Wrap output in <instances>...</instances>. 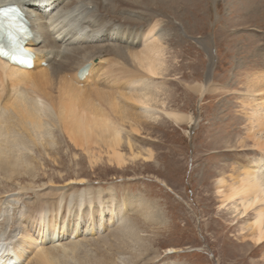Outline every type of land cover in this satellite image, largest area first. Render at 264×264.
Wrapping results in <instances>:
<instances>
[{
	"label": "bare ground",
	"instance_id": "1",
	"mask_svg": "<svg viewBox=\"0 0 264 264\" xmlns=\"http://www.w3.org/2000/svg\"><path fill=\"white\" fill-rule=\"evenodd\" d=\"M169 2L175 5L178 0ZM169 2L164 0L162 4ZM259 2L262 1L247 0L243 11L264 12V4ZM136 3L128 7L123 6L122 0H0V8L17 7L26 17L30 31L27 47L35 53L31 69L18 68L0 59V185L9 189L17 184L24 187L26 194H32L34 187L49 184L31 201L11 194L0 197V264H150L160 259L156 252L152 256L145 254L151 251L149 244L141 240L143 236L128 218L121 219L128 207L115 203L111 191L104 195L101 187L95 191L87 187L74 192L63 203L64 216L55 215L48 220L46 212H54L50 208L55 206L58 212L59 197L63 199L64 194L52 192L58 195L53 198L49 189L56 181L50 179L38 184L41 180L36 178L45 163L39 161L43 156L40 153L54 150L53 146L59 143L58 130L68 135L77 147H86L92 163L102 157L95 152V145L103 143L109 150L100 152L104 151L111 163L123 167L128 164L126 154L120 150L124 143V124L139 133L144 121H156L163 115L175 123L196 122L190 114L165 107L161 96L168 86L155 80L165 77L169 70L166 33L155 19L162 15L155 9L160 6L150 8ZM255 54L260 60L250 59L254 70L248 75L246 90L241 92L246 102L252 103L251 111L245 110L247 131L236 146L240 151L256 150L264 155V48ZM214 65L213 60L206 83L191 87L201 97L220 90L212 80ZM84 70L88 74L81 79ZM92 94L106 100L110 110L102 106L87 107V95ZM128 144L132 149L131 140ZM141 155L133 153L131 158L149 161L153 152ZM239 156L233 161L240 162ZM235 167L228 177H225L227 166L221 168L222 175L216 182L222 197L219 208L233 217L234 225L241 222L239 234L244 239L262 246L264 157L248 164L240 162ZM26 178L30 182L25 186ZM70 181L72 185L85 182L83 178ZM93 203L101 217L99 224L90 220L87 224L83 220L85 205L89 206L88 218H94L90 210ZM140 208L149 214V204L141 203ZM36 212L39 217L34 222L44 227L42 233L26 225L29 218L24 217ZM107 215L110 216L106 218V226ZM148 220L163 223L161 215ZM118 221L121 225L119 229H112V238H102V243L95 247L76 240L77 235H102L104 226L111 227ZM20 234L23 238L18 239ZM39 238L45 240V245L34 249ZM56 238L59 242L62 240L61 246L49 245Z\"/></svg>",
	"mask_w": 264,
	"mask_h": 264
},
{
	"label": "rangeland",
	"instance_id": "2",
	"mask_svg": "<svg viewBox=\"0 0 264 264\" xmlns=\"http://www.w3.org/2000/svg\"><path fill=\"white\" fill-rule=\"evenodd\" d=\"M162 1L122 0L123 6L135 5L136 2L139 6L143 4L150 8L160 6L155 9L162 15L155 19L166 33L169 70L165 77L155 80L168 86L161 96L165 107L170 111L190 114L196 122L175 123L163 115L156 121H144L139 133L133 132L131 125L124 124V143L120 150L126 154L128 164L123 167L109 161L104 152L109 148L103 143L95 145V152L102 157L97 163H92L86 155V147H77L68 135L58 130L59 143L53 146L54 150L37 152V155H43L42 158L41 155L37 157L39 161L45 162L36 177L41 180L38 184L53 179L56 182L50 185L51 196H58L52 195V192H58L59 196L64 194L63 199L59 197V213L56 206L50 208L54 212H46L47 218L64 216L66 208L63 203H67L70 194L87 187L94 191L101 187L104 195L111 191L115 203L128 207L121 219L128 218L136 232L143 236L141 240L149 244L151 251L145 254H159L160 259L150 264H264V244L255 245L239 234L241 222L234 225L233 217L219 208L222 197L216 188L224 165L227 166L225 177H228L233 172L232 167L238 168V163L248 164L260 156L264 157L262 152L240 151L241 148L236 146L247 131L245 110L251 111L252 103L246 102L241 92L246 90L248 75L254 70L250 62L260 60L255 53L264 48V12L243 11L247 0H178L175 5H171L170 0L168 5L162 4ZM255 1L264 4V0ZM117 5L121 7L119 1ZM213 60L212 80L216 81L220 90L207 92L201 97L191 87L206 83ZM150 88L156 89L155 86ZM86 100L87 107L102 106L110 110L100 95H87ZM129 140L133 143L132 149ZM150 151L153 157L149 161L131 158L133 153L148 156ZM33 153L36 154L35 151ZM238 155L240 162L237 163L233 159ZM76 178H83L85 182L72 185L70 180ZM23 181L24 185L30 182L28 178ZM47 184L34 187L33 193L28 195L23 186L14 184L15 188L8 189L0 185V197L7 198L11 194L31 201L37 192L44 191ZM141 203L150 205L149 214L141 210ZM95 205L93 203V208H90L94 218H88L86 211L89 206H83V220L87 224L89 220L100 223L101 217ZM159 215L163 217L162 224L148 220ZM27 216L24 217L29 218L26 225L42 233L44 227L34 222L39 214L36 212ZM109 216L105 217L106 226ZM120 222L108 226L110 229L104 226L102 235H77L76 240L95 247L102 243V238H112V229H119ZM21 237L22 234L18 235V239ZM61 242L56 238L49 245L61 246ZM43 244L45 240L39 238L33 247L43 248Z\"/></svg>",
	"mask_w": 264,
	"mask_h": 264
},
{
	"label": "snow or ice",
	"instance_id": "3",
	"mask_svg": "<svg viewBox=\"0 0 264 264\" xmlns=\"http://www.w3.org/2000/svg\"><path fill=\"white\" fill-rule=\"evenodd\" d=\"M9 11H10V9H7V8H0V16L7 17Z\"/></svg>",
	"mask_w": 264,
	"mask_h": 264
}]
</instances>
